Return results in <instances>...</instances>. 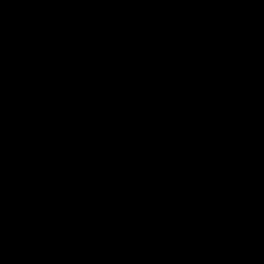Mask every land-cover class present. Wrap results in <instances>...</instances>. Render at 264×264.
Returning a JSON list of instances; mask_svg holds the SVG:
<instances>
[{"label": "water", "instance_id": "95a60500", "mask_svg": "<svg viewBox=\"0 0 264 264\" xmlns=\"http://www.w3.org/2000/svg\"><path fill=\"white\" fill-rule=\"evenodd\" d=\"M0 264H264V0H0Z\"/></svg>", "mask_w": 264, "mask_h": 264}]
</instances>
